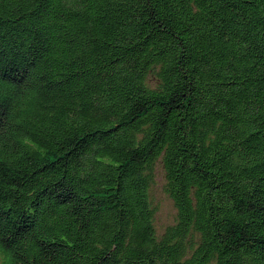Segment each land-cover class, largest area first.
<instances>
[{"label": "trees", "instance_id": "obj_1", "mask_svg": "<svg viewBox=\"0 0 264 264\" xmlns=\"http://www.w3.org/2000/svg\"><path fill=\"white\" fill-rule=\"evenodd\" d=\"M0 264H264V0H0Z\"/></svg>", "mask_w": 264, "mask_h": 264}, {"label": "rangeland", "instance_id": "obj_2", "mask_svg": "<svg viewBox=\"0 0 264 264\" xmlns=\"http://www.w3.org/2000/svg\"><path fill=\"white\" fill-rule=\"evenodd\" d=\"M165 183V172L159 166L152 189V197L158 209L155 223L159 234H162L169 225L174 224L176 218V208L173 201L164 191Z\"/></svg>", "mask_w": 264, "mask_h": 264}]
</instances>
